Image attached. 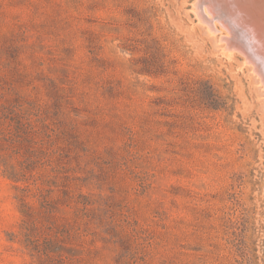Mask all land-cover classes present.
<instances>
[{
  "label": "rangeland",
  "instance_id": "374dc122",
  "mask_svg": "<svg viewBox=\"0 0 264 264\" xmlns=\"http://www.w3.org/2000/svg\"><path fill=\"white\" fill-rule=\"evenodd\" d=\"M196 1L0 0V264H264V87Z\"/></svg>",
  "mask_w": 264,
  "mask_h": 264
},
{
  "label": "bare ground",
  "instance_id": "6f19581e",
  "mask_svg": "<svg viewBox=\"0 0 264 264\" xmlns=\"http://www.w3.org/2000/svg\"><path fill=\"white\" fill-rule=\"evenodd\" d=\"M194 5L210 33L220 34L228 57L235 51L243 55L264 87V0H197Z\"/></svg>",
  "mask_w": 264,
  "mask_h": 264
},
{
  "label": "water",
  "instance_id": "95a60500",
  "mask_svg": "<svg viewBox=\"0 0 264 264\" xmlns=\"http://www.w3.org/2000/svg\"><path fill=\"white\" fill-rule=\"evenodd\" d=\"M244 23V22H243Z\"/></svg>",
  "mask_w": 264,
  "mask_h": 264
}]
</instances>
